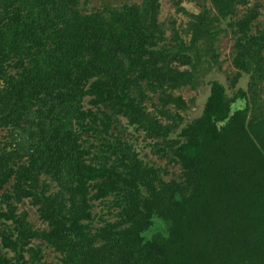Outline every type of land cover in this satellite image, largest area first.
<instances>
[{
  "label": "trees",
  "instance_id": "1",
  "mask_svg": "<svg viewBox=\"0 0 264 264\" xmlns=\"http://www.w3.org/2000/svg\"><path fill=\"white\" fill-rule=\"evenodd\" d=\"M172 1L189 19L167 37L160 0H0V264H264L261 3ZM227 20L236 71L184 122L175 90L220 64ZM123 117L179 179L141 158Z\"/></svg>",
  "mask_w": 264,
  "mask_h": 264
},
{
  "label": "rangeland",
  "instance_id": "2",
  "mask_svg": "<svg viewBox=\"0 0 264 264\" xmlns=\"http://www.w3.org/2000/svg\"><path fill=\"white\" fill-rule=\"evenodd\" d=\"M252 2L258 1L261 3V6L259 7L260 11L262 12L260 19H264V0H251ZM199 2H202V0H183L181 2V6L185 7V9L189 12H199L201 10V5ZM161 6H160V13H159V19L163 22H165V25L167 26V37H170V28L172 27V22L175 20V27L179 28L181 27L188 19L189 16L186 14V12H178L176 9V4L173 3L172 0H160ZM205 3L208 6H211L210 0H205ZM244 9V8H242ZM173 20V21H172ZM229 20L223 22V25L227 26L228 30L227 33H222L219 35L218 39V45H219V58L220 61L219 65L214 64V67L212 70H210L207 77H205V82L197 87H191L190 85H184L178 89L175 90L176 94L181 95L185 98L187 103L189 104V107L186 111L182 112L183 117H185L184 122L189 121L193 117L199 115L204 107V103L207 100V96L209 94V79L217 78L221 81H223L225 84L229 83L230 76L236 71L232 64V56H231V50L234 43V39L232 37V32L228 24ZM185 40H189L190 36L183 34ZM247 78L243 77L242 81L247 82ZM89 106L90 104L87 102L86 104ZM152 106H150V109ZM121 128H125L127 138L130 141H133V145L135 149L139 152L141 158H143L145 161L155 164L157 166L164 167L166 169V172H162L163 177L166 179L171 178H180L182 175L180 166L178 164H173L167 162L165 159L159 158L156 154L152 153V140L145 136L143 131H138L135 129L134 126L127 124V119L123 117L121 119ZM5 134V130L3 128H0V139H3V136ZM20 209H26L28 210V213L30 215V219L37 225V226H43L44 223L39 219L38 213L36 211V208L32 206L29 202H25L21 205ZM93 212H95L97 215L104 213L105 216L114 219V217L110 214H107V207L104 203L97 201L95 203ZM165 222L160 217H155L154 224L149 228V230L146 231V235L150 236L152 233L158 231L161 229ZM44 252L46 255L47 260L50 261H57V253L50 247H43Z\"/></svg>",
  "mask_w": 264,
  "mask_h": 264
}]
</instances>
